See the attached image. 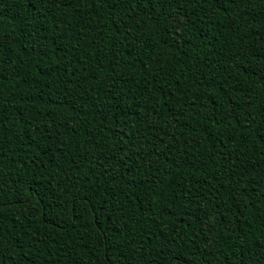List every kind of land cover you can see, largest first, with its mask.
I'll use <instances>...</instances> for the list:
<instances>
[{
    "label": "trees",
    "instance_id": "obj_1",
    "mask_svg": "<svg viewBox=\"0 0 264 264\" xmlns=\"http://www.w3.org/2000/svg\"><path fill=\"white\" fill-rule=\"evenodd\" d=\"M0 264H264V0H0Z\"/></svg>",
    "mask_w": 264,
    "mask_h": 264
}]
</instances>
